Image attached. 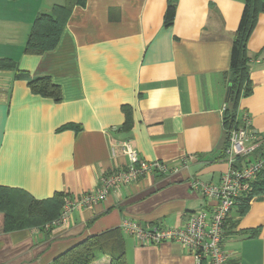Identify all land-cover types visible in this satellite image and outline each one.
<instances>
[{"label": "crops", "instance_id": "obj_1", "mask_svg": "<svg viewBox=\"0 0 264 264\" xmlns=\"http://www.w3.org/2000/svg\"><path fill=\"white\" fill-rule=\"evenodd\" d=\"M65 2L0 0V61L14 62L25 75L0 69V186L37 200L94 191L103 175L129 163L119 148L112 154L125 140L147 161L193 158L177 174L142 177L92 209L76 210L68 226L0 233V264H51L114 229L124 234L129 264H197L180 244L140 245L121 225L125 219L147 227L183 224L206 204L190 180L217 183L228 170L220 146L224 75L245 0H178L168 28L169 0H87L54 50L26 54L37 16ZM248 49L253 92L241 99L239 114L264 135V13ZM41 77L61 88V102L31 92L28 81ZM223 246L234 264H264V196L245 215L229 214ZM110 263L103 257L93 264Z\"/></svg>", "mask_w": 264, "mask_h": 264}, {"label": "trees", "instance_id": "obj_2", "mask_svg": "<svg viewBox=\"0 0 264 264\" xmlns=\"http://www.w3.org/2000/svg\"><path fill=\"white\" fill-rule=\"evenodd\" d=\"M87 0H66L64 5H57L50 12L40 13L29 35L25 53L43 55L54 50L77 7H85ZM178 0H169L164 16V26L174 24ZM264 13V0H245V8L239 27L233 37L231 63L224 77L228 85V104L223 112L224 134L221 142V157L226 159L230 142L231 130L238 126L239 105L242 98L253 92L251 81V61L248 43L257 25L259 15ZM0 69L15 70L17 77H23L12 61H0ZM26 78V77H25ZM28 86L35 95L62 101L61 88L49 77L30 79ZM126 111V108H123ZM131 128L130 119L124 125ZM251 192L245 194L237 210L245 215L253 199L264 196V169L252 184ZM65 195L57 194L51 199L37 200L28 193L0 186V233L22 230L32 227H44L59 217ZM250 236L257 232L250 231ZM108 257L110 264H129L125 237L121 229H114L101 235L87 238L66 252L59 255L51 264H93L95 261Z\"/></svg>", "mask_w": 264, "mask_h": 264}, {"label": "built area", "instance_id": "obj_3", "mask_svg": "<svg viewBox=\"0 0 264 264\" xmlns=\"http://www.w3.org/2000/svg\"><path fill=\"white\" fill-rule=\"evenodd\" d=\"M236 120L239 124L231 130L226 152L229 168L220 181L208 183L197 178L190 180L191 189L203 195L205 207L191 214L179 226L147 227L125 219L121 225L122 230L140 245L178 243L197 264H234L231 254L223 246L226 221L229 214L238 208L242 197L252 191V184L264 169V135L254 129L247 113L239 114ZM118 148L129 163L103 175L96 190L76 196L65 195L59 217L47 223L45 229L68 226L76 210L92 209L105 201L112 192L119 191L123 186L136 184L142 177L177 174L187 169L193 158L184 157L179 162L170 164L147 161L140 157L128 140L112 148L114 157Z\"/></svg>", "mask_w": 264, "mask_h": 264}]
</instances>
